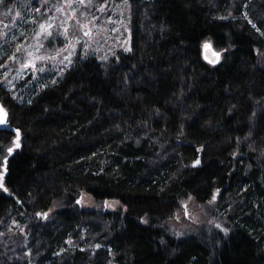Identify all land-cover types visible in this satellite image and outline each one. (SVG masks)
<instances>
[{"label": "trees", "instance_id": "obj_1", "mask_svg": "<svg viewBox=\"0 0 264 264\" xmlns=\"http://www.w3.org/2000/svg\"><path fill=\"white\" fill-rule=\"evenodd\" d=\"M126 1L127 48L0 81V264H264V0ZM186 199L210 221L175 234Z\"/></svg>", "mask_w": 264, "mask_h": 264}, {"label": "rangeland", "instance_id": "obj_2", "mask_svg": "<svg viewBox=\"0 0 264 264\" xmlns=\"http://www.w3.org/2000/svg\"><path fill=\"white\" fill-rule=\"evenodd\" d=\"M128 12L126 0L3 2L0 4V58H7L0 65V81L17 95L23 86L19 82L25 77L46 76L51 71L58 73L71 64L78 50L83 57L91 49L99 56H106L118 48H127L130 37ZM260 58L264 66V54ZM80 203L87 208L95 205L89 196L81 197ZM182 205V210L169 223L175 234L186 233L191 226L210 221L193 199L184 200ZM106 206L115 207V202ZM18 221V217L14 219L8 214L1 222L4 232L0 233V246L13 254L22 245L14 236L21 228ZM71 242L68 241L67 246ZM97 245L90 239L87 242L91 248ZM23 248L25 254L20 252L17 258L31 255L25 245Z\"/></svg>", "mask_w": 264, "mask_h": 264}, {"label": "water", "instance_id": "obj_3", "mask_svg": "<svg viewBox=\"0 0 264 264\" xmlns=\"http://www.w3.org/2000/svg\"><path fill=\"white\" fill-rule=\"evenodd\" d=\"M206 43H207L208 47H205ZM201 55H202L203 60L206 63L210 64V65H216L221 60V51L215 49V47L213 46V44L209 40H206V41H204L202 43V45H201ZM0 105H2L1 102H0ZM2 108H3V112L0 113V115H3L5 123L4 124H0V129L5 128L6 122H7V118H8L7 110L3 107V105H2Z\"/></svg>", "mask_w": 264, "mask_h": 264}, {"label": "snow or ice", "instance_id": "obj_4", "mask_svg": "<svg viewBox=\"0 0 264 264\" xmlns=\"http://www.w3.org/2000/svg\"><path fill=\"white\" fill-rule=\"evenodd\" d=\"M3 2H4V0H0V4H3ZM205 47H208L207 43L205 44ZM2 112H3V108H2V105H0V113H2ZM4 123H5V120L3 118V115H0V124H4ZM16 131H17V133H19V130H16ZM17 147H19V145H17ZM8 151L11 153L12 149H9ZM195 163L199 164L200 161L197 160ZM0 187H2V185H0ZM4 190L7 191L6 188ZM217 226L219 227V225H217ZM225 231H227V229H225Z\"/></svg>", "mask_w": 264, "mask_h": 264}]
</instances>
